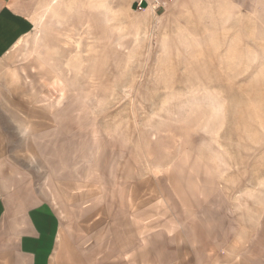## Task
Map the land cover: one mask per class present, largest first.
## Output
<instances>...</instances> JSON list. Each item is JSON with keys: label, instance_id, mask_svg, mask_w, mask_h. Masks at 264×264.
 I'll list each match as a JSON object with an SVG mask.
<instances>
[{"label": "rangeland", "instance_id": "rangeland-1", "mask_svg": "<svg viewBox=\"0 0 264 264\" xmlns=\"http://www.w3.org/2000/svg\"><path fill=\"white\" fill-rule=\"evenodd\" d=\"M129 5L41 1L0 57V169L65 227L119 223L148 190L161 228L180 206L176 229L264 264V0Z\"/></svg>", "mask_w": 264, "mask_h": 264}, {"label": "crops", "instance_id": "crops-1", "mask_svg": "<svg viewBox=\"0 0 264 264\" xmlns=\"http://www.w3.org/2000/svg\"><path fill=\"white\" fill-rule=\"evenodd\" d=\"M41 1L0 0V57L28 31V21ZM1 169L0 264H246L244 252H237L236 260L230 261L228 251L213 250L211 240L201 235L210 225L201 232L190 221L188 229L186 225L176 229V217L182 225L181 215L186 211L182 213L180 206L167 208L174 224L161 228L159 217L150 216L155 212L149 207L148 190L140 189L136 200L129 192L123 221L105 220L102 227L74 229L62 224L52 203L43 198L42 187L26 184Z\"/></svg>", "mask_w": 264, "mask_h": 264}, {"label": "built area", "instance_id": "built-area-1", "mask_svg": "<svg viewBox=\"0 0 264 264\" xmlns=\"http://www.w3.org/2000/svg\"><path fill=\"white\" fill-rule=\"evenodd\" d=\"M113 1H124V0H113ZM137 12L152 11L157 12L167 9L174 3L175 0H127Z\"/></svg>", "mask_w": 264, "mask_h": 264}]
</instances>
